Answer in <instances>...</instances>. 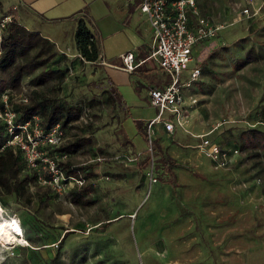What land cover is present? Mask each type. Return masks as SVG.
Returning a JSON list of instances; mask_svg holds the SVG:
<instances>
[{"label": "rangeland", "instance_id": "1", "mask_svg": "<svg viewBox=\"0 0 264 264\" xmlns=\"http://www.w3.org/2000/svg\"><path fill=\"white\" fill-rule=\"evenodd\" d=\"M197 2L220 30L196 45L194 62L182 76L188 79L196 65L201 70L185 90L188 101H198L189 109L186 130L191 133L177 126L173 135L161 136V125L155 126L162 155L156 148L159 181L152 186L148 167H142L150 158L143 135L159 109L151 106L148 91L152 85H170L171 76L151 61L155 69L136 74L134 85L124 91L127 103L123 98V106L114 108L107 101L111 83L102 66L56 48L59 56L51 66L67 70L66 80L36 90L86 105L82 125L91 128L74 129L69 137L92 136L94 146L71 162L87 169L84 177L96 188V205H72L68 192L73 185L61 192L35 186L31 205L0 197V224L22 221L27 232L15 245L0 241V264H264V150H243L241 138L249 129H264V0ZM10 13L0 0V24ZM250 50L258 62L245 63ZM34 90L27 79L21 90L10 93L11 105L19 106ZM92 101L95 105L88 106ZM125 123L138 132L136 153L124 149ZM210 132L222 147L240 151L230 168H214L200 152L201 139L194 135ZM163 155L181 166L165 173L159 164Z\"/></svg>", "mask_w": 264, "mask_h": 264}, {"label": "trees", "instance_id": "2", "mask_svg": "<svg viewBox=\"0 0 264 264\" xmlns=\"http://www.w3.org/2000/svg\"><path fill=\"white\" fill-rule=\"evenodd\" d=\"M91 26V22L84 17L78 20L75 45L81 60L99 64L102 60V48ZM58 56L53 42L12 18L3 29H0V97L7 92L21 90L24 82L29 79V84L35 90L27 97L28 103L13 105V111L17 114L16 124L23 125L38 117L39 124L45 132L60 125L64 133V142L59 146L45 147L44 150H47L50 156L60 159L58 166L66 178L86 181L88 178L84 175L87 169L75 166L71 158L89 152L94 146V140L92 136H76L74 139L69 137L74 129L82 130L85 126L91 128V125H82V118L86 117L88 111L86 105H70L60 98L46 96L36 90L52 83L62 85L65 82L68 71L51 66ZM258 61V54L250 50L245 63ZM106 94L108 103L114 108L118 104L123 106V97L112 84ZM94 105L95 101L88 104L90 107ZM145 137L147 140V134ZM241 138L243 150H264V129H249L242 133ZM9 141L7 127L0 122V197H14L26 205H31L34 200L31 190L41 184L40 177L46 176V173L44 174L42 167H30L21 149L8 145ZM156 148L162 155L160 146L155 143ZM64 157H67L66 161L61 160ZM161 158L159 164L165 173H171L173 167L181 166L164 155ZM150 162L151 159L146 158L142 163L143 169L148 167ZM95 192L96 188L86 181L84 186L70 189L68 199L74 206L91 208L96 205L92 197ZM20 224L25 236L27 233L25 226L22 221ZM110 224L111 222L106 223L102 228L105 230ZM68 236L69 232L64 233L59 240L60 246Z\"/></svg>", "mask_w": 264, "mask_h": 264}, {"label": "built area", "instance_id": "3", "mask_svg": "<svg viewBox=\"0 0 264 264\" xmlns=\"http://www.w3.org/2000/svg\"><path fill=\"white\" fill-rule=\"evenodd\" d=\"M140 9L146 16L153 34L151 53L147 60L139 63L135 62L133 53H128L123 59V69L132 73L146 61H155L171 76L172 80L166 88H154L149 93L151 106L159 109V114L151 120L146 133L147 152L151 159L147 177L152 186L159 181L156 176L157 167L154 158L155 126L162 125L170 135L175 133L177 126L191 133L186 130L190 122L188 107H194L198 101L192 97L188 101L185 90L189 91L199 79L201 70L195 67L185 81L182 76L194 61L193 51L196 45L215 37L220 27L211 25L209 20L202 15L197 0H140ZM243 14L249 15L250 10L244 9ZM9 21V18H5L0 24V29H3ZM10 96L9 92L4 94L0 106V122L6 125L10 137L8 145L21 149L30 167H43L46 176L40 177L41 184L49 185L59 191L63 190L66 185L84 186L86 183L84 179L66 178L58 166L60 159L50 156L48 151L44 150L45 147L59 146L64 142V133L60 125L45 132L39 124L38 117L32 122L17 125V114L13 111ZM21 103H28V98L24 97ZM210 135L211 132L194 135L201 139L200 152L212 161L214 168L220 170L230 168L234 163V158L240 155V151L222 147ZM61 160L66 161L67 157Z\"/></svg>", "mask_w": 264, "mask_h": 264}, {"label": "crops", "instance_id": "4", "mask_svg": "<svg viewBox=\"0 0 264 264\" xmlns=\"http://www.w3.org/2000/svg\"><path fill=\"white\" fill-rule=\"evenodd\" d=\"M2 1L11 12L5 18L10 20L14 18L27 29L41 33L53 42L60 52L69 57L78 56L75 45L78 20L81 17L89 20L92 26L94 25V32L102 48V60L99 65L102 66L110 83L119 93H123L124 101L127 100L124 91L126 92L128 87L134 85L136 74H148L155 69L149 64L150 60L140 65L132 73L123 69V59L128 53H133L135 62L139 63L149 58L152 49L153 34L146 16L141 12L140 0ZM166 87V85L150 86L148 97L150 98L151 89ZM188 109H193V107H188ZM123 127L126 136L124 149L128 152L130 148L136 153V144L134 143L136 138L133 136H137L138 132L133 126H127L126 123ZM158 131L161 136L168 137L170 135L162 125ZM143 136L146 139L145 135ZM137 153L142 152L138 151Z\"/></svg>", "mask_w": 264, "mask_h": 264}, {"label": "bare ground", "instance_id": "5", "mask_svg": "<svg viewBox=\"0 0 264 264\" xmlns=\"http://www.w3.org/2000/svg\"><path fill=\"white\" fill-rule=\"evenodd\" d=\"M24 239L23 230L17 220L5 221L4 224H0V241L2 243L15 245L19 243L20 240L24 241Z\"/></svg>", "mask_w": 264, "mask_h": 264}]
</instances>
